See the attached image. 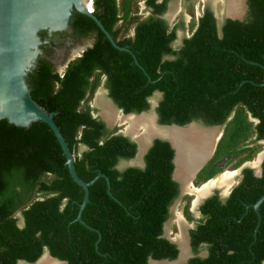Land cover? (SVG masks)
<instances>
[{
  "label": "trees",
  "instance_id": "1",
  "mask_svg": "<svg viewBox=\"0 0 264 264\" xmlns=\"http://www.w3.org/2000/svg\"><path fill=\"white\" fill-rule=\"evenodd\" d=\"M134 2L92 0L94 16L126 50L113 47L89 17L73 20L74 32H93L94 41L59 73L48 61L49 86L35 99L52 112L74 155L76 174L83 180L97 171L105 174L113 197L104 179L96 178L80 212L89 228L74 220L82 190L70 178L49 127L39 120L29 128L0 119V264H35L44 251L63 264H146L148 258L175 256L174 244L160 235L177 194L170 179L173 150L156 138L142 167L117 166L133 157L135 143L90 114L86 102L102 75L108 96L124 113L147 109V98L159 92L155 112L162 124L194 119L219 124L233 110L212 160L230 148H238L235 154L243 151L239 147L250 133L264 138V0H246L245 16L225 18L219 30L205 8L188 25L191 34L175 47L170 43L176 26L169 28L153 15L141 18L132 12ZM144 3L159 13L165 0ZM132 26V36L120 34ZM247 113L256 123L247 120ZM214 172L208 169L206 175ZM261 173L241 180L223 202L211 197L201 206L206 220L192 231L191 245L207 243V254L186 264H259L264 259V200L250 250L256 214L251 207L242 214L243 203L264 193V163ZM95 230L100 234L96 243Z\"/></svg>",
  "mask_w": 264,
  "mask_h": 264
},
{
  "label": "water",
  "instance_id": "2",
  "mask_svg": "<svg viewBox=\"0 0 264 264\" xmlns=\"http://www.w3.org/2000/svg\"><path fill=\"white\" fill-rule=\"evenodd\" d=\"M84 17H89L95 23L113 47L126 50L125 47L116 45L115 40L94 16L92 0H0V119H5L8 123L16 126L29 128L32 122L39 120L49 127L64 156V164L70 178L82 190V199L78 203L74 220L89 228L80 219V212L88 201L87 187L96 178L102 177L105 181L107 195L113 197L109 189L108 178L100 171H97L89 180H83L76 174L73 164L74 155L52 120V112H47L35 101L49 86L48 57L57 33L66 29L70 21ZM89 46L91 44L85 47H77L71 51L64 62V66ZM132 59L136 62L134 56ZM166 127L168 128L164 125V128ZM169 128L172 130L171 133L181 135L182 140L192 142L189 138L186 139L189 132L183 126L171 125ZM203 132L202 134L206 135V132ZM165 139L173 150L172 162L175 166L176 150L172 142L173 137L166 135ZM177 140L179 141L180 138ZM210 146L211 144L208 143L204 156L196 163L193 172L197 171L208 158ZM262 159H264V144L262 151L257 154V163ZM263 200L264 193L253 203L244 204L242 214L246 212L249 206L253 208L256 214L252 241H254L260 223L258 207ZM95 232L97 234L96 243L100 234L97 230ZM47 254L44 251L40 257H47ZM49 258L55 263L57 262L53 257L50 256ZM38 259L35 264L39 263Z\"/></svg>",
  "mask_w": 264,
  "mask_h": 264
},
{
  "label": "flooded vegetation",
  "instance_id": "3",
  "mask_svg": "<svg viewBox=\"0 0 264 264\" xmlns=\"http://www.w3.org/2000/svg\"><path fill=\"white\" fill-rule=\"evenodd\" d=\"M161 1L162 0H156V3L161 2ZM169 1L170 0H165V4H164V7H163L161 12L152 13L151 8L145 6L144 0H141V4H142L141 5L142 6L141 7V14H142L141 18L153 15L154 17L163 20L168 25L169 28L176 26V27H174L175 38L170 43L171 46L175 47L180 43V40L183 37H188L191 34L193 28H191L189 34L185 35L184 34V26L185 25L183 23L182 18H180V17L178 19L180 21V22L178 21V24H174L172 26H169L168 17L170 16V13L172 12L171 11L170 13H168L170 11ZM234 5H235L234 0H233V2H229L227 9H226L227 14H230L229 13L230 8H233V9L236 8V7H234ZM205 8H207L208 10L211 11L213 19H214L216 27H217V30H219V27L225 18L234 19V18H231V17L226 16L224 14H221L222 16H218V14H216L208 6H205L202 9V12L198 15V17L201 16V14L203 13V10ZM167 13L169 15L168 17H167ZM197 18H196V20H197ZM235 19H238V18H235ZM72 21H70L68 23V27L66 29H63L57 33L56 38H55L54 43H53V46H52V49H51V52H50L49 57H48V61L52 65V71L55 73H59L63 70V68L65 67L64 62L68 58L71 51H73L77 47H85L88 44L92 45V43L94 41V33L93 32H88L87 34H84V35H77V33L74 32V29L71 25ZM179 24H181L182 27L179 26ZM187 28H189V27L187 26ZM179 31L180 32L182 31V34L178 37L177 33ZM124 34L126 36H132L133 26L129 28V31L127 33H124ZM104 80H105V77L102 75L100 78V82H99L98 86L95 88V90L97 88H99L103 92V94L106 96V98L116 107V109L119 110L120 112L124 113L122 111V109L117 107L116 104L114 103V101L108 96V90H107L106 86L104 85ZM95 90L93 91V93L95 92ZM93 93H92V95H93ZM98 93L99 92H96V94H98ZM159 97H160L159 92H156V91L153 92V94L147 98L148 108L145 110H142L140 112L145 113V114H152V116L154 117V120L158 123L159 126L160 125L168 126V128L166 127L167 132H169V135H171L172 130H170V131L168 130L169 126H171V125L178 126L179 124H174V123L162 124V123H159L156 112H155V108L157 106V101H158ZM87 105L89 107L91 116L101 120L98 116H95L93 114V112L94 113L96 112L95 111L96 108L93 106H90L89 104H87ZM106 112H108V111H106ZM130 112H132V111H130ZM233 113L234 112L232 110L230 112V114H228V116L225 118L224 121L226 122L227 120H229L231 118V116L233 115ZM247 120L251 121L252 124L256 123V120L253 119L252 117H250L248 115V113H247ZM101 121H103V120H101ZM225 122L219 123V124H210V123L206 124V123H203L202 120L194 119V120H190L184 124H180L181 126L184 127V129L187 132H189L188 136H186V139L190 138L189 136L193 135L191 133H195V134L201 133L202 134V132L205 131L206 132V135H205L206 139H204L205 141L202 143V144H205V149H203V155L202 156L199 155L200 157H196L193 154V157H195V158L192 157V154H189V153H191L190 151L186 152V154H189L186 157V159L187 158H190V159L193 158L191 160L190 164L189 163L186 164V162L182 163L180 160L181 157H177V159L175 158L177 164L180 165V167H182L184 169V174H182V175L176 174V172H175L176 169H175V166H174L172 159H171L173 168H172V171L170 173V179L173 180L176 184L177 194L167 207L166 219L162 223L160 235L162 238H164V239L168 240L170 243L174 244L175 249H176V253L172 259L148 258L146 264H151V263H154L156 261H162V260H165V261L169 262L170 264H186L190 258H193V257L204 258L207 254L208 244L200 241L197 243V245L195 247H193L191 245L192 231L195 230L197 228V226L200 225V223H202V222H204V220H206V215L201 210V206L211 197L216 198V200L218 202H223L225 200V198L229 195V193L232 191V189L235 188L237 186V184L240 183L241 180H247V178H251V177H253V178L261 177L264 159H262L260 162L257 163L256 157H257V154L262 151V146L264 144V138H261V137L255 135L254 133H250L246 137V139L243 141V144L239 147L242 149L245 148L244 150H248L242 156L237 157V155L242 153L244 150L235 154V152L238 148L234 147V148L228 149L227 154L225 156H222L221 158L212 160L213 154H214L215 149H216V145H217L219 139L221 138V136L223 134V128H224ZM104 124L106 125L107 128L111 129L105 122H104ZM150 126L149 127L146 126V128H147L146 133L147 132H148L147 134L155 133L156 131L153 128H151ZM205 127L206 128L220 127V130H219L220 134H219L217 139L214 136L215 140L213 141V144L210 146V152H209L208 158L205 160V162L202 164V166L195 172L187 173L186 170H190L191 168H193L195 166V164L198 163L199 159L204 156L205 150L208 147V143H209L208 140L212 139V133H210L209 129H207V131H206L204 129ZM116 133L122 134L123 136L127 137L130 141H133L135 143V153H134L133 157H135V156L137 157L139 149H138V143L136 142V140L127 134H123L121 131H119V132L117 131ZM177 135H179V134H177ZM156 138L166 140L164 137L163 138H159V137L151 138V141L148 143L146 149H144L143 152L138 154L137 158L141 161L140 164H126L124 162L128 159H126V160L124 159V160H119L117 166L123 167V166H128V165H134L137 167H142L143 166V155L146 152L147 148L150 146L152 140L156 139ZM196 139H201V138L199 136H197ZM172 141L174 144V142H175L174 139ZM181 142H183L184 145H186V151H187L188 147H192L193 152L197 151V149L194 148L195 146L193 144H191L190 142L188 143V141H186L185 139L184 140L181 139ZM256 144L259 145L260 148L256 151L255 156H253L252 160H248L247 158H249V155H250L249 153H251L249 150L251 149L252 145L254 146ZM80 147L82 148V146H80ZM198 150H199V148H198ZM233 154H235V155H233ZM133 157H131V158H133ZM131 158H129V159H131ZM183 161H184V158H183ZM223 164H229V166H232L231 172H230L231 178L228 181H226L225 179L219 180V179L215 178L216 174L219 172V169ZM203 168H204V171L201 172V170ZM212 168L215 170L214 174L207 176L206 175L207 170L208 169L211 170ZM245 170L249 171L248 174L245 172ZM183 180H186V185H188L185 189L183 187ZM230 180H232V181H230ZM185 194H188L191 197L189 208H188V209H190L189 212L191 213V215H190V213L187 212V215L185 217L188 220L190 219L191 216L193 218H192L191 224H188V225L186 224V229H187L186 234L184 233L183 236H181L182 239H180V240H184V241H179V238H177L178 236L177 237H171V236H168L166 234V229H167L166 228V221L168 220V218L170 216L171 205L174 203V201L177 198L183 197ZM244 204H251V203H243V205ZM207 207H209V206H207ZM249 207H251V206H249ZM185 208L187 210V206H185ZM252 243H253V241L251 240L248 244L249 250H250V245ZM47 257H50V256L47 254ZM252 258H253V254L251 252V259ZM54 259H56V258H54ZM56 261H57L56 262L57 264H61V262H62L58 259H56ZM259 264H264V259L261 260L259 262Z\"/></svg>",
  "mask_w": 264,
  "mask_h": 264
},
{
  "label": "rangeland",
  "instance_id": "4",
  "mask_svg": "<svg viewBox=\"0 0 264 264\" xmlns=\"http://www.w3.org/2000/svg\"><path fill=\"white\" fill-rule=\"evenodd\" d=\"M229 2H233V0H170V16L167 13L169 26H172L174 24H178L179 17L182 18L184 23V34L187 35L190 33V30L192 27L187 28V26L192 22H195L198 15L202 12V9L205 6H208L211 8L218 16H222L221 14H224L226 16H229L231 18H238L242 19L243 16L246 14V0H234L236 8L233 11L232 14H227L226 9L229 4ZM141 0H135L132 12L138 16L141 17ZM180 22V21H179ZM130 28V27H129ZM129 28L127 30H121L120 34L127 33L129 31ZM178 37L182 34V31L178 32ZM177 41V40H176ZM89 43V42H88ZM96 92H99L96 94ZM90 106H93L96 108V112L93 114L95 116H98L101 120H103L111 129L114 131H121L123 134H127L131 136L133 139L136 140L138 143V149L140 154L141 152L146 149L148 143L151 141V138L153 137H159V138H165L167 134V129H165L164 126H159L158 123L154 120V117L152 114H145L142 112H127L122 113L119 110L116 109V107L106 98V96L103 94V92L97 88L93 95L89 97V99L86 102ZM108 111V112H106ZM151 125V126H150ZM146 126H150L153 128L156 132L155 133H146ZM206 131L207 129L210 130V133H212V139L208 140L209 144H213V141L215 140V137L218 135L220 127H210V128H204ZM158 133V134H157ZM194 137L193 139H196L198 134L191 133ZM203 135V134H202ZM199 135L202 139V143L205 141V135L202 136ZM215 136V137H214ZM141 145V146H140ZM253 146V145H252ZM251 146V149L249 150L251 153H249L248 160H252L253 156H255L256 151L260 148L259 145ZM248 150H244L242 153L238 154L237 157L242 156L244 153H246ZM137 154V157H138ZM136 156L126 160L124 163L126 164H140L141 161ZM232 166H229V164H223L219 172L216 174L215 178L221 180L225 179L228 181L230 177ZM176 174L182 175L184 174V169L182 167L178 168L176 167ZM232 181V180H230ZM186 180H183V187L184 189L187 187ZM202 189V188H201ZM185 191V190H184ZM191 197L188 194H185L183 197L177 198L174 203L171 205L170 210V216L168 220L166 221V234L171 237H177L179 238V241L182 239L181 236L183 234H186V224H191L192 222V216L190 219H186L187 212H189V204H190ZM187 206V210L185 208ZM191 215V213H190ZM38 264H57L54 260L50 259L49 257L42 256L39 259ZM151 264H170L169 262L162 260V261H156Z\"/></svg>",
  "mask_w": 264,
  "mask_h": 264
},
{
  "label": "bare ground",
  "instance_id": "5",
  "mask_svg": "<svg viewBox=\"0 0 264 264\" xmlns=\"http://www.w3.org/2000/svg\"><path fill=\"white\" fill-rule=\"evenodd\" d=\"M234 7H236L235 5H234ZM235 9H233V8H230L229 9V13L231 14V13H233V11H234ZM151 129V128H150ZM167 128H165V129H163V130H166ZM169 131H170V128L168 129ZM158 134V133H157ZM201 134V133H200ZM200 134H198L197 136H199ZM166 135V134H165ZM169 135V132H167V136ZM171 135H172V137H173V139H174V146H175V150H176V155H175V158L177 159V157H181L180 158V160H181V162L183 163V162H186V164L187 163H189L190 164V162H191V160L193 159V158H195V157H193V154H194V156H196V157H200L199 155H203V149H205V144H202V141H201V139H193L192 137H194L193 135L192 136H189L190 138V141H192L191 142V144H193L195 147V149H197V151L196 152H193V148L192 147H188L187 148V151H186V145H184V143L183 142H181V135H177L176 133H171ZM202 135V134H201ZM203 136V135H202ZM200 137V136H199ZM180 138V140L178 141L177 139H179ZM177 141H176V140ZM192 139V140H191ZM173 142V141H172ZM189 143V142H188ZM203 146V147H202ZM198 148H199V150H198ZM207 150V149H206ZM205 150V151H206ZM188 151H190L191 153H189V154H192V157L193 158H187L186 159V157L189 155V154H186V152H188ZM183 158H184V161H183ZM182 166V165H181ZM195 166H196V164H195ZM195 166L193 167V168H191L190 170H186V172L187 173H191V172H193V170H194V168H195ZM176 167H178V168H180V165H178L177 164V162H176V160H175V169H176Z\"/></svg>",
  "mask_w": 264,
  "mask_h": 264
}]
</instances>
